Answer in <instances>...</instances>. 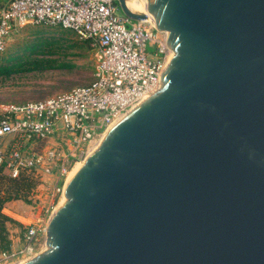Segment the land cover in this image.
<instances>
[{"label":"water","instance_id":"obj_1","mask_svg":"<svg viewBox=\"0 0 264 264\" xmlns=\"http://www.w3.org/2000/svg\"><path fill=\"white\" fill-rule=\"evenodd\" d=\"M149 4L172 52L160 86L85 155L45 246L15 264H264V0Z\"/></svg>","mask_w":264,"mask_h":264},{"label":"built area","instance_id":"obj_2","mask_svg":"<svg viewBox=\"0 0 264 264\" xmlns=\"http://www.w3.org/2000/svg\"><path fill=\"white\" fill-rule=\"evenodd\" d=\"M119 10L117 0H0V51L17 29L45 24L88 40L98 56L89 84L43 100L0 105V173L36 179L56 173L54 185L63 192L68 172L79 161L75 154L86 155L117 118L160 86L159 74L172 53L167 33L148 15L133 20ZM148 42L156 46L154 57L145 51ZM57 134L66 138L65 146L51 141ZM46 224L42 229L29 225L24 247L15 252L12 246L0 259L30 253Z\"/></svg>","mask_w":264,"mask_h":264},{"label":"rangeland","instance_id":"obj_3","mask_svg":"<svg viewBox=\"0 0 264 264\" xmlns=\"http://www.w3.org/2000/svg\"><path fill=\"white\" fill-rule=\"evenodd\" d=\"M118 13L122 14L120 10ZM127 26L130 25L127 24ZM40 42L43 43L41 48L54 51L52 57L70 60L74 67L19 73L7 79H0V105L43 100L69 92L77 86L87 85L93 80L98 61L95 47L79 38L73 31L58 26L28 24L17 29L9 37L5 50L0 51V60L5 61L9 56L19 58L40 56L39 53L27 49V46ZM145 51L149 57H154L157 49L154 44L148 42ZM60 136L61 134H57L51 141L61 142L64 145L66 138ZM84 157L85 155L79 156L76 153L74 159L81 161ZM56 178V173L51 175L41 173L37 179V186L28 195V202L14 200L17 202H7L4 205L3 211L17 221L16 224L9 226L15 252L24 247L22 237L26 228L29 225H36L42 229L54 208L63 199L62 192L57 191L54 185ZM41 232L32 253L11 255L7 259H0V264H15L42 249L45 246L46 237L42 230Z\"/></svg>","mask_w":264,"mask_h":264},{"label":"trees","instance_id":"obj_4","mask_svg":"<svg viewBox=\"0 0 264 264\" xmlns=\"http://www.w3.org/2000/svg\"><path fill=\"white\" fill-rule=\"evenodd\" d=\"M90 43L88 40H84ZM43 43H34L27 46L31 52H37L40 56L19 58L9 56L5 61L0 60V79H7L12 75L47 69L72 68L73 62L61 57H52L54 51L41 48ZM38 180L30 174L22 173L16 178L0 173V253L10 252L12 240L9 226L17 221L3 211L7 202L23 200L28 202L29 193L37 186Z\"/></svg>","mask_w":264,"mask_h":264},{"label":"bare ground","instance_id":"obj_5","mask_svg":"<svg viewBox=\"0 0 264 264\" xmlns=\"http://www.w3.org/2000/svg\"><path fill=\"white\" fill-rule=\"evenodd\" d=\"M139 0H128V6L133 9V10H137V11H141V12H146L148 15V19L150 20L151 24L153 26L157 27V21H156V17L153 14V10L152 7L149 4V0H140V2H138ZM172 54V53H171ZM96 145V144H95ZM93 145V146H95ZM92 146V147H93ZM89 149V151L91 150V148ZM81 161H77L76 164L72 167V169L68 172V175H71V173L73 172L74 168L77 166V164H79ZM69 179V176H67V179Z\"/></svg>","mask_w":264,"mask_h":264},{"label":"crops","instance_id":"obj_6","mask_svg":"<svg viewBox=\"0 0 264 264\" xmlns=\"http://www.w3.org/2000/svg\"><path fill=\"white\" fill-rule=\"evenodd\" d=\"M10 202H17V201H10ZM9 203V202H8ZM9 213V212H8Z\"/></svg>","mask_w":264,"mask_h":264}]
</instances>
